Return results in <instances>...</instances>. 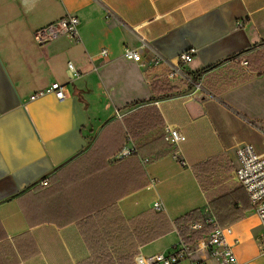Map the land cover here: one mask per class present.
I'll list each match as a JSON object with an SVG mask.
<instances>
[{
  "label": "crops",
  "instance_id": "crops-1",
  "mask_svg": "<svg viewBox=\"0 0 264 264\" xmlns=\"http://www.w3.org/2000/svg\"><path fill=\"white\" fill-rule=\"evenodd\" d=\"M71 16L78 36L38 42ZM140 37L173 64L195 50L186 78L169 79L146 50L126 60ZM55 82L64 101L31 99ZM146 106L162 126L141 134L132 113ZM166 125L186 137L176 148L156 146ZM261 141L264 0H0V264H81V222L101 213L123 224L156 204L172 231L137 255L201 237L192 225L217 211L238 264H264L259 219L235 178L238 148Z\"/></svg>",
  "mask_w": 264,
  "mask_h": 264
},
{
  "label": "built area",
  "instance_id": "built-area-1",
  "mask_svg": "<svg viewBox=\"0 0 264 264\" xmlns=\"http://www.w3.org/2000/svg\"><path fill=\"white\" fill-rule=\"evenodd\" d=\"M80 21L77 17L71 16L60 20L51 25L48 29L38 32L36 39L40 43L52 40L60 35L69 34L78 36V27ZM142 47L136 49H126L123 57L126 60L133 62H142V51L156 54V65L165 64L170 67L169 79L173 80L178 77L186 78L182 71V66L192 63L196 54L195 50L183 53L178 58V64H173L169 59L160 56L156 53L153 47L145 38L140 37ZM107 49H102L100 52L101 58H106ZM240 65L247 69L249 63L247 60H242ZM69 70L75 72L72 63H69ZM190 79V78H189ZM197 89L201 90L198 85ZM46 94H53L59 101H64L66 96L65 86L60 83H53L51 86L42 92L32 96V100L43 97ZM164 139L171 147H178L186 140L185 135L179 128L171 125L164 127ZM175 156L178 157V152L175 151ZM238 167L235 172L236 181L248 194L254 211L259 219V225L263 232L261 237V247L264 252V155H259L252 145H242L237 150ZM179 158V157H178ZM147 162V161H146ZM43 186L48 185L47 179H43L40 183ZM157 210H163L161 204H156ZM194 234L201 233V237L193 242L182 240L168 254H156L150 257L137 255L135 258L136 264H208L204 259L197 258L198 252L205 253L213 261V264H238L237 257L228 238L232 234L230 226H221L216 218H208L203 224L194 223L192 225Z\"/></svg>",
  "mask_w": 264,
  "mask_h": 264
},
{
  "label": "trees",
  "instance_id": "trees-1",
  "mask_svg": "<svg viewBox=\"0 0 264 264\" xmlns=\"http://www.w3.org/2000/svg\"><path fill=\"white\" fill-rule=\"evenodd\" d=\"M134 113L141 116L139 122L141 134L162 126L160 113L155 106H146L132 114ZM166 143L164 136H161L156 146L166 147ZM163 155L159 154L157 157L160 158ZM214 217L218 223L223 220L217 211ZM79 225L80 233L90 252L89 258L81 264H135L134 257L140 247L172 231L169 218L161 210L149 211L130 221L123 220V224L119 222L118 225L115 222L108 224L105 217L97 213L86 218ZM196 239L197 235H194L185 241L193 242Z\"/></svg>",
  "mask_w": 264,
  "mask_h": 264
},
{
  "label": "rangeland",
  "instance_id": "rangeland-1",
  "mask_svg": "<svg viewBox=\"0 0 264 264\" xmlns=\"http://www.w3.org/2000/svg\"><path fill=\"white\" fill-rule=\"evenodd\" d=\"M255 150L258 152H263L264 151V142L261 141L257 144V147L255 148ZM263 250V249H262ZM146 256H150L152 253H148V252H144ZM135 258H136V255L134 257V262H135ZM136 264V263H135Z\"/></svg>",
  "mask_w": 264,
  "mask_h": 264
}]
</instances>
